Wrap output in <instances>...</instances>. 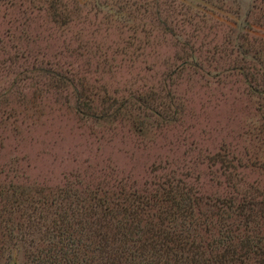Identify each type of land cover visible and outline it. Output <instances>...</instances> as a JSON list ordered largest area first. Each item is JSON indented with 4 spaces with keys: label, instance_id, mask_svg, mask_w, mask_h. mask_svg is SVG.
<instances>
[{
    "label": "rangeland",
    "instance_id": "1",
    "mask_svg": "<svg viewBox=\"0 0 264 264\" xmlns=\"http://www.w3.org/2000/svg\"><path fill=\"white\" fill-rule=\"evenodd\" d=\"M68 190L188 192L205 249L264 246V0H0V264L43 239L14 201Z\"/></svg>",
    "mask_w": 264,
    "mask_h": 264
},
{
    "label": "trees",
    "instance_id": "2",
    "mask_svg": "<svg viewBox=\"0 0 264 264\" xmlns=\"http://www.w3.org/2000/svg\"><path fill=\"white\" fill-rule=\"evenodd\" d=\"M70 192L51 202L45 196L39 200L23 197L14 201V209L25 211L28 220L21 225L22 239L26 236V240L31 239L36 233L43 237L39 247L26 251L32 264H264L261 240L256 243L243 239L240 245L232 241L221 250L205 249L199 243L202 237L197 231L207 224L208 215L201 211L203 199L192 198L188 192L177 197L171 191L147 200L124 201L115 190L84 200L78 192ZM25 203H29L27 208L23 206ZM233 204V200H224L218 207L219 215L228 216ZM49 208H54L53 212L45 215ZM245 208L240 205L234 212L239 211V220L245 217L250 222L251 216L258 213L254 214L253 208L246 215ZM259 208L264 209V202ZM10 210L8 205L4 213L9 214L8 224L14 222ZM51 216L54 220L49 227L45 219ZM4 225L8 233L0 236L14 232V228L10 230ZM29 228L36 233L29 232ZM208 230L207 227L205 231ZM206 252H211L210 258H204Z\"/></svg>",
    "mask_w": 264,
    "mask_h": 264
}]
</instances>
